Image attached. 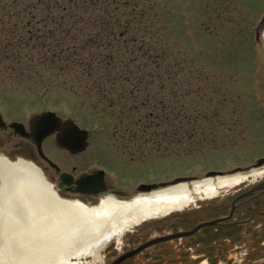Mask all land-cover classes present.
Segmentation results:
<instances>
[{
  "label": "rangeland",
  "instance_id": "obj_1",
  "mask_svg": "<svg viewBox=\"0 0 264 264\" xmlns=\"http://www.w3.org/2000/svg\"><path fill=\"white\" fill-rule=\"evenodd\" d=\"M46 110L112 189L236 173L264 157V0H0V113Z\"/></svg>",
  "mask_w": 264,
  "mask_h": 264
},
{
  "label": "flooded vegetation",
  "instance_id": "obj_2",
  "mask_svg": "<svg viewBox=\"0 0 264 264\" xmlns=\"http://www.w3.org/2000/svg\"><path fill=\"white\" fill-rule=\"evenodd\" d=\"M32 117L25 122L8 121L0 113V158L11 163L36 161L28 163L41 172L59 198L63 192L98 199L92 205L97 206L103 200L99 196L108 191V197L121 202L150 196L138 188L142 183L155 181H136L127 192L111 188L106 168L91 164L95 156L91 131L80 127L88 131L86 145L71 152L57 144L58 131L35 135ZM13 122L20 123L24 131L16 132L11 127ZM54 148L61 151V161L53 155ZM262 158L232 174L242 177L230 185L191 195L180 206L131 221L115 230L97 251L69 260L68 264H264V162L259 164ZM88 176L101 179L104 192H77L76 182ZM136 176L137 173L133 177Z\"/></svg>",
  "mask_w": 264,
  "mask_h": 264
},
{
  "label": "water",
  "instance_id": "obj_3",
  "mask_svg": "<svg viewBox=\"0 0 264 264\" xmlns=\"http://www.w3.org/2000/svg\"><path fill=\"white\" fill-rule=\"evenodd\" d=\"M31 126L39 136L58 131L57 143L71 152L82 150L86 145L87 131L70 119L61 120L53 112L34 116ZM11 127L16 132L24 131L16 122ZM262 162L264 159L259 164ZM241 177L233 175L191 184V187L160 190L127 202L106 198L96 207H89L59 198L51 185L39 177L7 176L0 184V264H68L69 260L97 251L119 227L145 215L180 206L191 195L211 192ZM191 180L181 177L159 185L142 184L139 191L151 192L157 186H176ZM76 185L77 192L81 193L105 190L97 176L80 179Z\"/></svg>",
  "mask_w": 264,
  "mask_h": 264
},
{
  "label": "bare ground",
  "instance_id": "obj_4",
  "mask_svg": "<svg viewBox=\"0 0 264 264\" xmlns=\"http://www.w3.org/2000/svg\"><path fill=\"white\" fill-rule=\"evenodd\" d=\"M17 174L36 176V177H39V178L45 180L43 175L41 174V172L37 168H35L32 164H30L26 161L19 160L17 162L11 163L5 159L0 158V184L5 177L10 176V175H17ZM218 178H222V177H218ZM209 180H213V179L196 181V182H193L192 184H196V183H200V182H204V181H209ZM181 186H186V184H179V185L167 188V189L181 187ZM163 190H166V189H163ZM108 198H110V197H108ZM103 200H105V199H103ZM67 201H69V200H67ZM92 207H96V206H92Z\"/></svg>",
  "mask_w": 264,
  "mask_h": 264
},
{
  "label": "trees",
  "instance_id": "obj_5",
  "mask_svg": "<svg viewBox=\"0 0 264 264\" xmlns=\"http://www.w3.org/2000/svg\"><path fill=\"white\" fill-rule=\"evenodd\" d=\"M57 48H58V46H57V47H54V48H52V49L50 50V53L53 55L54 58H58V59H60L59 57H64L63 60H64L65 62H68L69 59L72 60V55H70V57H68V58L65 57V56H60L59 53H58L57 50H56ZM105 60H106V61H105V62H106L105 65H106V66H112V65H113V60H112V59L108 58V59H105ZM102 64H103V62H102ZM103 89H104V90H105V89H113V87H111V88H106V87H105V88H103ZM104 90H103V91H104ZM103 93H104V92H103ZM103 96H104V94H103Z\"/></svg>",
  "mask_w": 264,
  "mask_h": 264
}]
</instances>
